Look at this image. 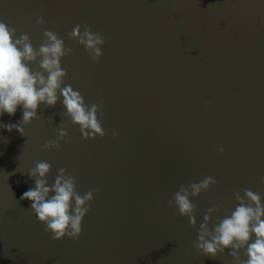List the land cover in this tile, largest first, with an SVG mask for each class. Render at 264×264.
I'll return each instance as SVG.
<instances>
[{"label": "water", "instance_id": "95a60500", "mask_svg": "<svg viewBox=\"0 0 264 264\" xmlns=\"http://www.w3.org/2000/svg\"><path fill=\"white\" fill-rule=\"evenodd\" d=\"M0 21L34 48L47 29L74 49L64 84L102 104L106 131L85 140L62 97L25 135L2 127L22 120L20 108L0 116V264H232L228 250L210 259L192 242L209 207L222 205L215 224L237 191L264 199V0H0ZM77 24L106 37L98 62L69 38ZM61 122L69 142L42 150ZM36 161L51 163L49 184L64 168L81 194L100 189L78 240H53L20 199ZM205 176L218 183L192 199L193 228L167 201Z\"/></svg>", "mask_w": 264, "mask_h": 264}, {"label": "clouds", "instance_id": "9594fccd", "mask_svg": "<svg viewBox=\"0 0 264 264\" xmlns=\"http://www.w3.org/2000/svg\"><path fill=\"white\" fill-rule=\"evenodd\" d=\"M37 23L43 28V16L37 18ZM42 35L43 41L38 48H34L27 33L17 35L15 27L0 21V116H14L18 108L23 113L22 120L2 127L9 132L16 130L25 135V125L43 118L37 114V109L41 105L44 108L55 107L62 97L65 114L73 125L79 127L85 140L104 138L106 131L102 126V104L88 105L78 90L64 84L67 71L61 61L73 54L74 49L67 47L65 41L53 31L44 29ZM68 36L84 48L92 62H98L103 56L102 47L106 37L101 32L77 24ZM32 64L38 65L36 71L31 69ZM67 126L63 122L57 125L53 129L56 139H49L42 145V150L59 151L61 142L68 143ZM116 135L113 130V138ZM217 151L223 153L224 148L221 146ZM51 167L47 161L35 162V166L28 171L29 177L34 179V187L25 191L20 199L30 201L29 210L44 224V232L51 234L53 240L59 241L65 237L78 240L82 221L91 209L94 194L100 189L93 188L81 194L75 176L64 168L58 170L54 182L49 184ZM260 182L264 183V176L260 177ZM217 183L216 178L205 176L199 182L181 184L167 204L175 207L178 215L186 217L189 225L195 228L196 205L192 199L206 193ZM234 197L237 201L235 209H226L223 218L216 217L215 224H211L212 217L220 212L222 205L207 209L199 225L197 240L192 242V249L210 259H216L228 250L232 264H264V199L260 193L247 188L234 193ZM241 250H245L246 260L241 259ZM185 254L191 255L192 250L186 249Z\"/></svg>", "mask_w": 264, "mask_h": 264}]
</instances>
